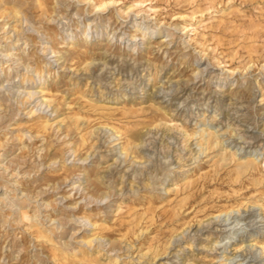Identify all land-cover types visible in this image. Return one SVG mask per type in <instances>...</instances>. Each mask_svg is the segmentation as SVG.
I'll return each instance as SVG.
<instances>
[{
  "label": "rangeland",
  "instance_id": "374dc122",
  "mask_svg": "<svg viewBox=\"0 0 264 264\" xmlns=\"http://www.w3.org/2000/svg\"><path fill=\"white\" fill-rule=\"evenodd\" d=\"M262 247L264 0H0V264Z\"/></svg>",
  "mask_w": 264,
  "mask_h": 264
},
{
  "label": "bare ground",
  "instance_id": "6f19581e",
  "mask_svg": "<svg viewBox=\"0 0 264 264\" xmlns=\"http://www.w3.org/2000/svg\"><path fill=\"white\" fill-rule=\"evenodd\" d=\"M115 2H117V1H115ZM115 2H113V3H115ZM106 5H107V3H104V7H105ZM102 7H103V6H102ZM17 12H18V11H17ZM16 14H17V13H16ZM18 14H19V13H18ZM14 15H15V14H14ZM19 15H20V14H19ZM19 15H18V16H19ZM14 17H15V16H14ZM164 39H165V40H164L163 42H166L168 38L165 37ZM42 92H43V91H42ZM206 130H207V129H206ZM208 131H209V130H208ZM185 133H186V132H185ZM186 135H187V133H186ZM216 136H217V135H216ZM217 137H218V136H217ZM136 139H137V138H136ZM216 139H217V138H216ZM216 139H215V140H216ZM207 140H208V139H207ZM217 143H219V140H217ZM201 146H202V145H201ZM122 149H123V148H122ZM122 153H123V151L121 152V154H122ZM124 153H125V151H124ZM124 153H123V154H124ZM125 154H126V153H125ZM139 158H141V157H139ZM134 160H135V159H134ZM135 163H136V162H135ZM253 164H254V160L252 159V162H251V161L248 162L247 168H250L251 166H253ZM239 168H240V167H239ZM245 169H246V168H245ZM245 169H244V170H245ZM238 171H239V170H238ZM8 215H9V214H8ZM28 218H29V216H28ZM237 221H238V220H237ZM42 234H43V232H42ZM41 236H42V235H41ZM41 236H40V237H41ZM181 236H183V234H181ZM47 237H48V236H47ZM45 238H46V237H45ZM48 238H49V237H48ZM49 240H50V239H49ZM260 241H261V240H260ZM253 246H255V245L253 244ZM256 246H258V245H256ZM259 246H260V245H259ZM262 248H264V247H262ZM235 257H236V256H235ZM247 264H249V263H247Z\"/></svg>",
  "mask_w": 264,
  "mask_h": 264
}]
</instances>
